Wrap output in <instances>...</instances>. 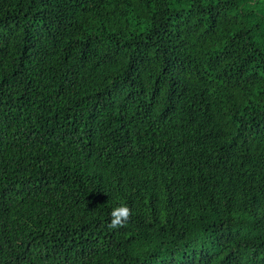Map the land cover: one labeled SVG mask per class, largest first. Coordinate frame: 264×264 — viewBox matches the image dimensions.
Instances as JSON below:
<instances>
[{
  "label": "trees",
  "instance_id": "16d2710c",
  "mask_svg": "<svg viewBox=\"0 0 264 264\" xmlns=\"http://www.w3.org/2000/svg\"><path fill=\"white\" fill-rule=\"evenodd\" d=\"M0 264H264V0H0Z\"/></svg>",
  "mask_w": 264,
  "mask_h": 264
},
{
  "label": "clouds",
  "instance_id": "9594fccd",
  "mask_svg": "<svg viewBox=\"0 0 264 264\" xmlns=\"http://www.w3.org/2000/svg\"><path fill=\"white\" fill-rule=\"evenodd\" d=\"M131 216V209L127 205H121L114 208L111 212V220L109 226L117 228L123 226Z\"/></svg>",
  "mask_w": 264,
  "mask_h": 264
}]
</instances>
